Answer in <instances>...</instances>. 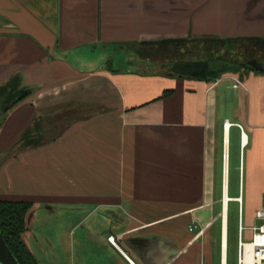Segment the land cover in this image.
Returning a JSON list of instances; mask_svg holds the SVG:
<instances>
[{
  "label": "crops",
  "instance_id": "crops-1",
  "mask_svg": "<svg viewBox=\"0 0 264 264\" xmlns=\"http://www.w3.org/2000/svg\"><path fill=\"white\" fill-rule=\"evenodd\" d=\"M234 37L261 53L184 59ZM263 196L264 0H0V199L38 264H227Z\"/></svg>",
  "mask_w": 264,
  "mask_h": 264
},
{
  "label": "trees",
  "instance_id": "trees-1",
  "mask_svg": "<svg viewBox=\"0 0 264 264\" xmlns=\"http://www.w3.org/2000/svg\"><path fill=\"white\" fill-rule=\"evenodd\" d=\"M257 39L234 37L198 40L200 47L189 48L186 51L187 57L184 55V59L194 60L196 57L198 60L216 63L219 66L225 64L233 67L239 64V61L250 60L248 48L251 53L253 51L261 53ZM31 206L32 203L27 200L0 199V232L18 264H38L21 236L26 229L25 218Z\"/></svg>",
  "mask_w": 264,
  "mask_h": 264
},
{
  "label": "built area",
  "instance_id": "built-area-1",
  "mask_svg": "<svg viewBox=\"0 0 264 264\" xmlns=\"http://www.w3.org/2000/svg\"><path fill=\"white\" fill-rule=\"evenodd\" d=\"M237 126L241 129L242 139L244 140L245 134L242 131V126L239 123H237ZM237 200L240 202V197ZM255 217L258 223L252 227V233L248 240L242 238L243 227L241 221H239L237 233V264H264V196L263 205L255 211ZM189 228L192 230L194 225H190ZM108 240L116 245L112 235L108 237ZM127 259L131 264H134L131 259L128 257Z\"/></svg>",
  "mask_w": 264,
  "mask_h": 264
},
{
  "label": "rangeland",
  "instance_id": "rangeland-1",
  "mask_svg": "<svg viewBox=\"0 0 264 264\" xmlns=\"http://www.w3.org/2000/svg\"><path fill=\"white\" fill-rule=\"evenodd\" d=\"M219 67L222 68L223 66L221 65ZM235 215H236V207L234 203L231 202L229 204V217H228L227 264H236L237 220Z\"/></svg>",
  "mask_w": 264,
  "mask_h": 264
},
{
  "label": "water",
  "instance_id": "water-1",
  "mask_svg": "<svg viewBox=\"0 0 264 264\" xmlns=\"http://www.w3.org/2000/svg\"><path fill=\"white\" fill-rule=\"evenodd\" d=\"M0 264H18L0 232Z\"/></svg>",
  "mask_w": 264,
  "mask_h": 264
},
{
  "label": "bare ground",
  "instance_id": "bare-ground-1",
  "mask_svg": "<svg viewBox=\"0 0 264 264\" xmlns=\"http://www.w3.org/2000/svg\"><path fill=\"white\" fill-rule=\"evenodd\" d=\"M226 126H227V128H228V126H229V123H226ZM246 139V138H245ZM226 200V199H225ZM224 211H225V207H224ZM223 218L225 219V215L223 216ZM224 224H225V220H224ZM246 247H248V246H246Z\"/></svg>",
  "mask_w": 264,
  "mask_h": 264
},
{
  "label": "flooded vegetation",
  "instance_id": "flooded-vegetation-1",
  "mask_svg": "<svg viewBox=\"0 0 264 264\" xmlns=\"http://www.w3.org/2000/svg\"><path fill=\"white\" fill-rule=\"evenodd\" d=\"M251 61V60H250ZM253 62H255V61H253ZM256 63V62H255Z\"/></svg>",
  "mask_w": 264,
  "mask_h": 264
}]
</instances>
